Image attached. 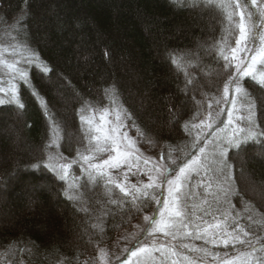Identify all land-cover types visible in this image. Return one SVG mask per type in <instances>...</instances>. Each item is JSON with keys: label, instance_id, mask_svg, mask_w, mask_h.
I'll return each instance as SVG.
<instances>
[{"label": "trees", "instance_id": "1", "mask_svg": "<svg viewBox=\"0 0 264 264\" xmlns=\"http://www.w3.org/2000/svg\"><path fill=\"white\" fill-rule=\"evenodd\" d=\"M225 28L219 10L206 8L204 0L197 7L193 0H0V46L26 38L52 69L42 74L33 68L31 85L19 83L23 110L8 102L0 106V249H20L29 264H54L60 258L67 264H95L100 249L116 254L127 229L155 201L139 212L130 197L117 207L107 203L102 182L81 188L82 178L77 191H65L67 185L42 167L50 152L69 160L77 149L84 152L87 141L76 142L82 139L76 114L82 101L76 94L103 108L111 99L104 89L116 85L117 104L132 117L124 123L137 146L183 159L192 124L223 102L228 77L217 60L219 42L223 36L230 44L234 36ZM243 86L245 102L255 104V121L264 129V87L251 79ZM53 126L61 146L46 149ZM138 129L146 138L137 136ZM244 147L229 153L239 194L232 204L240 213L238 223L264 238V156L253 143ZM34 164L40 165L38 172ZM72 171L81 175L78 165ZM129 181L137 177L129 173Z\"/></svg>", "mask_w": 264, "mask_h": 264}, {"label": "snow or ice", "instance_id": "2", "mask_svg": "<svg viewBox=\"0 0 264 264\" xmlns=\"http://www.w3.org/2000/svg\"><path fill=\"white\" fill-rule=\"evenodd\" d=\"M197 6H199V0H193V7ZM204 6L219 10L223 22L226 23L224 30L229 36L235 35L238 31L235 47H231L227 39L221 37L217 56L218 62L223 61L222 67L228 77L223 88V103L230 104L231 107L220 108L215 115L219 116L227 112L226 127L231 128L230 134L226 131L223 136L218 134L221 131L219 124L223 121L214 119L213 113L209 112V115L201 119L199 124H192V128L201 129L191 144V148L196 151L187 154L184 159H172L171 167L159 161L152 163L151 158L144 157L140 149L136 147L137 140L129 137L128 132L123 130L127 128L124 120H131L132 117L122 115L126 110L117 104V86L109 84L104 89V96L111 95V99L108 106L103 108L95 107L91 101H83V98L76 94V99L82 101L81 109H78L76 113L80 121L82 139L76 142L87 141L84 152L77 149L76 157L71 160L59 151L50 152L47 161L42 165L47 172L67 185L65 191L77 187V182L85 178V183L79 185L81 188L88 185L99 186L102 182L105 193L108 195L107 203L117 207H121L126 202L125 198L128 197L131 198L130 203L137 212L149 208L153 201L156 205L162 203L158 216L157 214L144 216L147 226L141 229L143 235L137 233L132 237L134 247L124 248V253L129 254L125 259L116 257V264H153L154 253H159L161 264H165L170 257H176L171 259L170 264H182L181 254L175 250V246L160 244L157 247L155 244L144 243L146 237H154L158 233L163 237H170L172 241L196 239L202 240L206 245L226 249L221 257L219 252H213L207 247L192 249L189 243H182L181 246L184 249L202 253L199 260L184 256L187 264H206L207 257H211L213 264H264V243L261 242L264 238L246 230L237 222L240 213L235 212L232 197L239 194L233 186L232 164L229 162L230 152L236 154L244 152V146L249 143L257 145L259 154L264 156V129H260L255 121V104L246 106V115H235L239 111L235 107L236 94L245 91L243 82L246 79L256 81L264 87V0H204ZM6 53L13 59H5ZM107 55L108 53H105V56ZM172 63L176 64L177 59L173 58ZM33 68L42 74L52 71L47 63L31 49L26 38L8 47H0V69H2L0 75H6L9 78L8 87H0V93L5 95L11 93L8 103L20 110L25 108V104L20 99L17 82H22L25 86L31 85L30 71ZM258 74L259 79H257ZM188 83H191V80ZM32 94L40 99L35 90ZM4 105L5 101L0 99V106ZM44 107L47 108L46 103ZM209 108H212L211 103ZM85 112H91L92 115H85ZM97 113H99V120L96 118ZM112 113L115 114V119H107ZM44 114L51 124L50 114L47 111ZM179 115L180 113L177 112V117ZM204 128L214 129L211 139L202 134ZM51 134L54 138L46 145V149H59L61 146L59 133L55 130V126ZM137 136L146 138L145 133L139 129ZM71 143L70 139L69 152H71ZM105 156L106 158H103ZM169 158L170 154L161 156V160ZM74 165L79 166L81 175L75 176L73 182L69 184L70 175H74L71 172ZM32 169L38 172L40 165L34 164ZM202 170L207 177L206 180L204 178L201 180L207 194L202 205L206 207L190 205L191 195L184 191ZM120 173H123L122 177ZM129 173L137 177L136 184H130ZM140 175L147 176L148 182L144 183L140 180ZM165 185H167L168 195H157V189L162 192ZM113 188L119 189L123 196H116ZM213 188L215 191H211ZM67 199L73 200L76 197L69 195ZM193 209H197L202 214L198 215L197 210ZM248 210L245 208V211ZM234 212L235 215H233ZM206 217H211V220L215 222H210ZM249 219L251 220L252 217L249 216ZM230 220L231 223H229ZM230 246L231 252L227 251ZM20 251L18 249L17 253ZM101 252L103 259L107 253L103 250ZM17 253H13V256L15 257ZM134 257L136 260L133 262Z\"/></svg>", "mask_w": 264, "mask_h": 264}, {"label": "rangeland", "instance_id": "3", "mask_svg": "<svg viewBox=\"0 0 264 264\" xmlns=\"http://www.w3.org/2000/svg\"><path fill=\"white\" fill-rule=\"evenodd\" d=\"M257 19H258V17H257ZM257 31H259V30L257 29ZM236 35H238V31L233 36L232 43L229 44L231 47H235ZM10 44H12V43L5 41L0 47H8ZM249 46L251 47V45H249ZM4 58L7 60L13 59V57L8 55L7 53L4 54ZM0 72H2V69H0ZM8 79L9 78L6 75H0V87L7 88L8 87ZM257 79H259V74L257 75ZM19 83L20 82H17V86H19ZM10 96H11V93H8L7 95L0 93V99H3L5 101V103L9 101ZM247 105L248 104L245 102V99H244V92L236 94L235 107L239 111H237L235 113V115H241V114L246 115L247 114V107H246ZM228 107H231V105L230 104L226 105L223 102L220 105V108L226 109ZM219 110L216 111L215 113H218ZM215 113H213V118L216 120H222L223 121V123L219 124V129L221 131H219L218 134L220 136H223L225 131L230 134L231 128L226 127V125H227V112L225 111L223 114H221L219 116H216ZM86 115H92V113L89 112ZM122 115H125V113H123ZM207 116H205V117H207ZM96 118H97V120H99V113L96 114ZM107 119L114 120L115 114L114 113L110 114L107 117ZM199 122L200 121H197L195 123L199 124ZM235 123L236 122L234 121V124ZM201 127H203V126H201ZM123 130H126V129H123ZM200 131H201L200 128H192V126L190 127L191 144H192L193 140L195 139L197 133H200ZM213 132H214V129L204 128L202 134L209 136V139H211ZM129 137H131V136L129 135ZM136 147H138V146L136 145ZM193 151H196V150H193L190 146V149L187 150V154H189ZM140 152L143 154L144 157L151 158L152 163H156L157 161H159L161 164H164L165 166H168V167H171V160L172 159L180 160L179 158H177L176 156H174L172 154H170L169 159L161 160V156H163L162 154H152L150 152H147V151H144L141 149H140ZM197 154H198V152H197ZM167 156H169V155H167ZM103 158H106V156ZM133 171H135V169H133ZM71 172L73 173L72 170H71ZM120 175L122 177L123 173H120ZM140 176H142V177H140ZM140 176H139L140 180H142L144 183L148 182L147 176H145V175H140ZM74 178H75V175H70L69 184H71L73 182ZM202 178H204L205 180L207 179V177L204 176L203 170L201 171L200 175L196 176L195 179L191 181L190 186L188 188L184 189L185 192H189L191 195V199L189 200L190 205H199L202 207H206V205H202V201L205 198V196L207 195L205 193V185L203 183H201ZM130 184H136V182L135 183L132 182ZM77 187H78V182H77ZM77 187L72 188V189L77 191ZM157 191L159 192L158 193L159 195H162V196L168 195L167 185L164 186V189L162 192L160 189H157ZM211 191H215V188L211 189ZM162 206H163L162 203L160 205H156V203L154 202V207L146 215L151 216L153 214H157V216H158L159 208ZM193 210H197V209H193ZM197 214L201 215L202 213L197 210ZM146 215H144V216H146ZM144 216L139 217L136 220V222H134V224H132L131 227L127 229L125 234L122 236V239H120V241L117 243L118 244L117 247L114 249L115 250L114 252H116V254H112L111 252L108 253L107 251L100 249L97 253L95 264H116V257H121V259L127 258V255L129 253H124L123 250L126 247L129 249H132L134 247V240L132 239V237L137 233H141V229H143L147 226L145 221H144ZM206 219H208L210 222H213V223L215 222V221L211 220V217H206ZM238 220L239 219H237V222H239ZM229 223H231V220L229 221ZM141 235H143V234L141 233ZM144 243H146L148 245L155 244L157 247H159L160 244H168V246H170V247L175 246V250L181 254L180 255V262H182V264H187V261L184 260V256L193 257L196 260H199L202 256V253H199L197 251H194V250L190 251L189 249H184L181 246L182 243H189L190 248H192V249L207 247V248L211 249L213 252H219L221 257L224 255V252L226 251V249H224L223 247H213L212 245H206V244H204V242L202 240L186 239L182 242H177V241H172L170 237L169 238L163 237L159 233L156 234L154 237H146L144 239ZM17 250L18 249H14V248L13 249L12 248L0 249V264H13V261H15V264H29V263H27L26 259L23 258L22 251L17 253ZM101 250H103L104 252L107 253V256H105L103 259L101 258L102 257ZM227 251H230V250L227 249ZM13 253H17V255L14 257ZM171 259H176V257H170L167 261H165V264H170ZM135 260H136V258L134 257L133 262ZM54 264H67V263L63 259L60 258V259L56 260ZM153 264H161V258H160L159 253H154ZM206 264H213L211 257L206 258Z\"/></svg>", "mask_w": 264, "mask_h": 264}]
</instances>
